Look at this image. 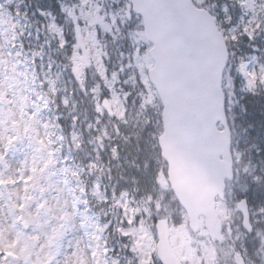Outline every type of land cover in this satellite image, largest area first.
I'll return each mask as SVG.
<instances>
[{"label": "trees", "instance_id": "16d2710c", "mask_svg": "<svg viewBox=\"0 0 264 264\" xmlns=\"http://www.w3.org/2000/svg\"><path fill=\"white\" fill-rule=\"evenodd\" d=\"M194 1L211 10L225 36L230 54L224 71L223 89L232 131L235 179L227 183L221 203L233 218L224 220L225 225L229 223L232 236L222 244L215 243V247L222 263L233 264L232 243L242 253L246 264H264L258 251V239L255 238L257 232L264 235V85L261 76L257 84H251L243 68L253 53L259 59L257 73L264 61V0ZM0 5L8 15V30L14 31L10 37L9 33H4L11 60L6 73L14 71L19 83L17 87L24 90L36 121L44 128L45 136L52 145L47 157L50 169L62 174L63 167L67 166L88 195L81 215L92 222V214L98 224L99 238L95 242L98 246H91L97 263L140 264L137 251L123 232L130 226L120 204L123 192L135 198L141 209L142 205H147L149 209L148 215L142 211L136 216L137 221L132 222L134 226L142 221L146 227L153 229L155 219L161 216L169 217L176 226L187 224L185 212L171 189L168 196L162 199V209L155 208L162 196L156 183L157 171L166 175V164L157 144L161 131V105L156 93L151 101L148 95L150 86L140 81L125 85L126 118L129 123L116 126V133L121 138H112L116 151L112 153L109 146L100 145L92 134L98 113L89 87L102 83L94 63L81 58L82 68L75 70L70 26L67 27L68 42L65 46H60L50 33L44 13L51 9L59 14L56 0H0ZM224 11L233 18L240 13L249 25L255 17L251 36L243 31L233 38L229 37L222 18ZM135 20L126 19V23L131 25ZM128 36L129 33L123 36L122 50L129 46ZM119 49L118 41L107 47L112 62ZM154 102L158 107H152ZM134 134L138 136L136 141L129 138ZM240 182L244 183L243 188L239 186ZM95 186L102 193L101 197L91 194ZM242 197H246L249 203L252 232L242 227L241 214L236 209V202ZM83 225L86 226L85 223ZM147 264H160L155 253Z\"/></svg>", "mask_w": 264, "mask_h": 264}, {"label": "rangeland", "instance_id": "374dc122", "mask_svg": "<svg viewBox=\"0 0 264 264\" xmlns=\"http://www.w3.org/2000/svg\"><path fill=\"white\" fill-rule=\"evenodd\" d=\"M56 2L59 14L51 9L44 13L48 18L50 33L60 46H65L67 27L70 26L72 33L75 23L81 26L84 48L77 44L74 33L72 35L75 70L82 68L81 58L94 63L102 83L89 87L98 111L92 134L101 142L109 140L114 135L115 125L126 123L125 85L136 84L138 81L147 85V71L153 65L149 55L151 45L145 38L142 21L136 19L127 25L124 20L126 2L123 0ZM4 15L0 12V264H95L80 226V218L74 213L76 204L68 194L61 175L50 170L47 162L49 145L44 129L36 121L24 90L17 87L19 83L15 75L9 73L7 78L3 75V69L9 66V55L3 45L2 32L10 33L9 23L3 24L6 21ZM241 26L239 19L230 29V34H235V28ZM128 33L129 46L122 50L123 36ZM115 41L119 42L120 49L112 62L107 47L110 43L114 45ZM253 65H245L250 75L254 73ZM148 91L153 101L155 91L150 87ZM104 96L110 99L115 113L113 118L107 116L101 106ZM151 105L158 107L155 102ZM24 107L28 111L27 122L20 111ZM129 138L136 141L138 136L134 134ZM157 173L156 183L162 196L157 200L155 208L161 210L162 199L168 196L169 187L167 177L159 170ZM8 182L12 185L4 186ZM239 186L243 188L245 185L240 182ZM92 193L99 196L97 189ZM139 205L132 203L126 194L122 195L121 206L130 225L123 232L137 251L139 263L146 264L154 249L146 225L142 221H138L135 226L132 224L135 216L142 213ZM142 206L148 215L147 205ZM217 212L222 219H233L229 216L228 208L221 202L217 203ZM206 235L203 222L200 233L194 239L184 224L171 225L170 228L171 245L187 264H215L217 248L206 241ZM255 238L258 239V251L264 260V235L257 232ZM198 241L200 250L193 246Z\"/></svg>", "mask_w": 264, "mask_h": 264}, {"label": "water", "instance_id": "95a60500", "mask_svg": "<svg viewBox=\"0 0 264 264\" xmlns=\"http://www.w3.org/2000/svg\"><path fill=\"white\" fill-rule=\"evenodd\" d=\"M128 1V8L142 17L144 34L152 44L149 54L154 64L148 76L162 102L163 129L158 144L167 163L170 186L193 230H198L199 216L203 215L212 240L223 242L216 198L224 197L226 180L234 177L222 87L229 61L227 44L213 15L193 0ZM76 39L83 46L79 29ZM103 106L112 116L107 100ZM237 209L242 213L243 227L251 231L246 198L237 203ZM156 232L160 262L181 264L169 242L167 220L156 222ZM234 260L245 264L237 251Z\"/></svg>", "mask_w": 264, "mask_h": 264}]
</instances>
